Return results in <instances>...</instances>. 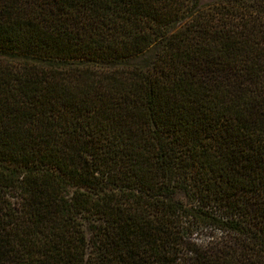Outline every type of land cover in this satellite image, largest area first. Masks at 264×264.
I'll return each mask as SVG.
<instances>
[{"label":"trees","instance_id":"obj_1","mask_svg":"<svg viewBox=\"0 0 264 264\" xmlns=\"http://www.w3.org/2000/svg\"><path fill=\"white\" fill-rule=\"evenodd\" d=\"M0 264H264V0H0Z\"/></svg>","mask_w":264,"mask_h":264},{"label":"rangeland","instance_id":"obj_2","mask_svg":"<svg viewBox=\"0 0 264 264\" xmlns=\"http://www.w3.org/2000/svg\"><path fill=\"white\" fill-rule=\"evenodd\" d=\"M212 1H214V0H204V2H206V3H208V2H212ZM209 233H208V235L210 234V235H212V236H214L215 238H219V237H221L222 236V231L221 230H219V229H212V230H209L208 231ZM207 236V235H206Z\"/></svg>","mask_w":264,"mask_h":264}]
</instances>
